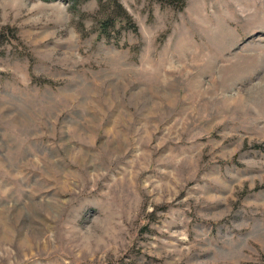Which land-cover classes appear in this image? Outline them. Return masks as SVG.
<instances>
[{"label":"rangeland","instance_id":"374dc122","mask_svg":"<svg viewBox=\"0 0 264 264\" xmlns=\"http://www.w3.org/2000/svg\"><path fill=\"white\" fill-rule=\"evenodd\" d=\"M107 1L0 0V264H264V0Z\"/></svg>","mask_w":264,"mask_h":264},{"label":"trees","instance_id":"16d2710c","mask_svg":"<svg viewBox=\"0 0 264 264\" xmlns=\"http://www.w3.org/2000/svg\"><path fill=\"white\" fill-rule=\"evenodd\" d=\"M98 1H99V5H100L102 0H98ZM154 1L160 2L161 4H168L170 6H174V7H177L179 9L183 8L184 5H185V0H154ZM73 2L74 3H73L72 6L75 7L76 4H78V0H73ZM107 3L114 4V5L118 6V8L124 13V16L126 17V22L128 23V26L133 31H136L137 30V25L135 24V22L133 21V19L131 18V16L128 15L124 11V9L121 7V5L118 3L117 0H108ZM115 15L116 14L113 13L112 11H110L107 14H105L104 20L102 22V28L101 29L106 30L108 26L114 27L115 26V23L117 21V17ZM105 35H106L107 38H110L109 34H106L105 33ZM0 37H4V30H1L0 31ZM42 82L51 84V81L48 80V79H44Z\"/></svg>","mask_w":264,"mask_h":264}]
</instances>
